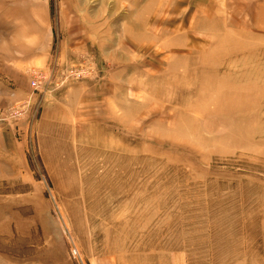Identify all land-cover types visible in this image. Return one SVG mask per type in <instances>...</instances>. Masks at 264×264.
Masks as SVG:
<instances>
[{
  "label": "rangeland",
  "instance_id": "obj_1",
  "mask_svg": "<svg viewBox=\"0 0 264 264\" xmlns=\"http://www.w3.org/2000/svg\"><path fill=\"white\" fill-rule=\"evenodd\" d=\"M40 1L0 0V264H264V0H50L26 88Z\"/></svg>",
  "mask_w": 264,
  "mask_h": 264
},
{
  "label": "crops",
  "instance_id": "obj_2",
  "mask_svg": "<svg viewBox=\"0 0 264 264\" xmlns=\"http://www.w3.org/2000/svg\"><path fill=\"white\" fill-rule=\"evenodd\" d=\"M40 8H41V12L44 15V17L46 16V20H47V14L50 12V0H41L40 1ZM60 8H62L60 6ZM59 9V7H58ZM50 21V19H49ZM48 20L45 21L42 25V28H46L47 32L43 33L42 35V42L39 43H34V40L31 41V43H28L27 45L24 46V50L21 54H18L17 56H15V58H10L9 62L13 61L14 62H20L22 64V66L20 68H23V70H21V73L18 71L19 69H17V67L13 66H9L6 67L5 71L7 72L6 75H4V77H7L8 79H11L13 81L12 84H16V85H22L23 87L28 88V78L26 75V70L28 68H30V66H34L36 63H40L45 65L52 57V53H51V39H50V27L46 26L47 23L49 22ZM30 29H34V24L33 25H29ZM40 26V25H38ZM64 28H66L65 26H63ZM72 29H77V30H82V29H86L85 25H82V23L78 24V25H74L73 27H70ZM45 36V38L43 39V37ZM73 49L77 50V47L75 48V45L71 46ZM70 47V49H71ZM72 50V49H71ZM18 53V52H17ZM78 53V52H75ZM73 55V54H72ZM57 56L59 58H63V56L61 54H57ZM24 64H23V63ZM22 75V76H20ZM43 98L45 100H47L46 96H42L40 94V97H37V99L35 98L33 102L37 101L39 103L42 102ZM51 103V102H49ZM46 103V104H49ZM45 104V105H46ZM47 106L44 108V110H42V115L41 117L37 120V121H67L66 118H58V117H54V118H49L48 117V113H47Z\"/></svg>",
  "mask_w": 264,
  "mask_h": 264
},
{
  "label": "built area",
  "instance_id": "obj_3",
  "mask_svg": "<svg viewBox=\"0 0 264 264\" xmlns=\"http://www.w3.org/2000/svg\"><path fill=\"white\" fill-rule=\"evenodd\" d=\"M30 76V86H31V92L30 96L34 95L35 91H40L42 88L41 86L46 84L47 78L50 75V70H42V69H35L31 71ZM24 104H28L25 102Z\"/></svg>",
  "mask_w": 264,
  "mask_h": 264
}]
</instances>
